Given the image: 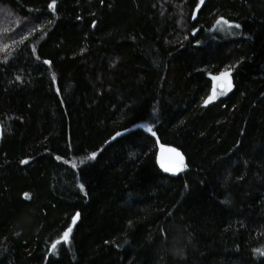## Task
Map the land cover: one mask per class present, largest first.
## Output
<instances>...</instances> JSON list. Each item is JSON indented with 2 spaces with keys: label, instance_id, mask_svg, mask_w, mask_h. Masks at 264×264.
<instances>
[{
  "label": "trees",
  "instance_id": "16d2710c",
  "mask_svg": "<svg viewBox=\"0 0 264 264\" xmlns=\"http://www.w3.org/2000/svg\"><path fill=\"white\" fill-rule=\"evenodd\" d=\"M0 129V264H264V0H0Z\"/></svg>",
  "mask_w": 264,
  "mask_h": 264
},
{
  "label": "snow or ice",
  "instance_id": "6c2138e0",
  "mask_svg": "<svg viewBox=\"0 0 264 264\" xmlns=\"http://www.w3.org/2000/svg\"><path fill=\"white\" fill-rule=\"evenodd\" d=\"M201 2H203V0H201ZM49 8H55V3H50L48 5ZM217 24H224L226 26H228L229 28L231 27H235V28H239L240 25L239 24H232L230 23L228 20L224 19L223 17L217 19L216 21ZM45 63H49L48 61H45ZM229 76H230V72L229 71H225V72H222L220 74V77H213V79H222L224 82H225V89L230 91L231 88H232V83H231V80L229 79ZM211 99V98H210ZM210 101H205V103H208ZM147 131L151 132V129L150 128H146ZM121 133H117L116 136H120ZM154 135V133H153ZM113 139H115V137H113ZM170 151L174 152L175 153V156L179 159V166L182 167L183 166V157L180 156V154L178 152H175L174 149H171ZM96 157V153H92L91 156L89 157V159H95ZM161 167L164 168V170L167 172V171H170V170H173V169H170L168 167H166L163 162L161 163ZM81 190L83 191V186L81 185ZM79 216V213L76 214V217H73V223H75L76 221V218ZM72 229L71 228H68L67 231H65L63 233V238H64V241L67 242V239L69 237V234L71 233ZM56 243H59V241H57ZM53 248L56 247V244H53L52 245ZM261 255H264V252L261 253Z\"/></svg>",
  "mask_w": 264,
  "mask_h": 264
},
{
  "label": "rangeland",
  "instance_id": "374dc122",
  "mask_svg": "<svg viewBox=\"0 0 264 264\" xmlns=\"http://www.w3.org/2000/svg\"><path fill=\"white\" fill-rule=\"evenodd\" d=\"M215 77H220V75H218V76H215ZM213 79V78H212ZM230 79V78H229ZM214 80V79H213ZM223 85V87L220 89V85ZM224 85H225V82L222 80V79H215L214 81H213V87H212V93H211V97L213 98V99H215V98H218V96H225L229 91L228 90H226L225 89V87H224ZM136 127H143V128H146L144 125H142V124H139V125H137ZM161 154L162 153H160V156H161ZM175 153H173V152H171V151H167V155L168 156H171V155H174ZM161 163H162V161H160ZM163 164H165L166 165V161H164L163 162ZM183 169V166L182 167H180L179 166V160L177 161V163L175 164V166H174V170L177 172V171H180V170H182ZM62 240H64V238H62Z\"/></svg>",
  "mask_w": 264,
  "mask_h": 264
},
{
  "label": "water",
  "instance_id": "95a60500",
  "mask_svg": "<svg viewBox=\"0 0 264 264\" xmlns=\"http://www.w3.org/2000/svg\"><path fill=\"white\" fill-rule=\"evenodd\" d=\"M221 87L222 86L220 85V88ZM0 133H1V129H0ZM160 161H162V162L166 161V165L165 166L170 168V169H173V170H170L168 172L173 173L174 172V166L177 163L178 158L175 156V154L171 155V156H168L167 155V151L164 150V151H162V154L160 156Z\"/></svg>",
  "mask_w": 264,
  "mask_h": 264
},
{
  "label": "bare ground",
  "instance_id": "6f19581e",
  "mask_svg": "<svg viewBox=\"0 0 264 264\" xmlns=\"http://www.w3.org/2000/svg\"><path fill=\"white\" fill-rule=\"evenodd\" d=\"M221 86L223 87V85H222V84H221ZM222 87H221V88H222ZM221 88H220V89H221ZM209 97H210V95H209ZM209 97H208V98H209ZM178 160H179V159H178ZM164 165H165V164H164ZM170 173H171V172H170ZM173 173H174V172H173Z\"/></svg>",
  "mask_w": 264,
  "mask_h": 264
}]
</instances>
